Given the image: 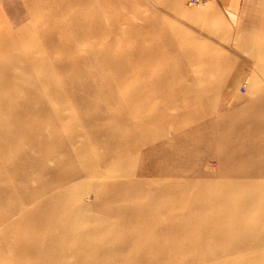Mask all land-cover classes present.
<instances>
[{"label": "bare ground", "instance_id": "6f19581e", "mask_svg": "<svg viewBox=\"0 0 264 264\" xmlns=\"http://www.w3.org/2000/svg\"><path fill=\"white\" fill-rule=\"evenodd\" d=\"M57 1L59 2L57 8L65 18L63 24L54 26L48 37L55 48H61L63 53H67L74 43L78 47L83 43L92 44L95 38H100L103 43L110 41L106 43L107 45H111L113 41V45L104 46L107 55L113 51L115 54L117 51L118 57L114 60H102L103 53L94 52L93 67L97 68L99 73L96 72L98 83L93 94L104 97L103 103H95L88 97L84 99L75 97V89L79 85L78 78L84 75L87 69L79 65H69L73 62L72 58L67 61L61 56L58 60H54L52 65L45 63L46 70L43 72L52 79L57 66L71 67V74L67 78L64 77L66 75H62V79L58 81L60 84L50 79L54 82L51 86L52 90L58 85L62 86L60 93L58 92L62 99L57 98L61 100L56 99L58 101H56L58 103L56 110L50 111L51 114L56 113L50 133L48 130L44 131L43 118L38 117L40 112H43L39 108L44 104V98H41L44 91L41 86L27 87L24 92L21 91L23 95L32 92L38 94L39 100L36 103L16 104L9 101L10 96L14 94L12 88L6 89L9 97L0 98L2 101L0 103L2 107V112L0 110V224L4 225L0 229V264H219L225 260L223 255L229 252L220 249L222 241L236 240L241 229L253 231L259 241H264V231L260 229L264 222V202L253 197L252 192L235 189L236 181L228 182L222 178L223 173L213 182L160 183L161 177L174 175L176 169L157 165L161 156H167L158 145L163 140L162 133H153L154 130L161 129L157 115L160 112H148L146 106L148 104L155 106V104L150 102L143 104L142 99L152 100L157 96L163 99L168 95L170 99H164L173 106L178 105L176 95L181 87L185 88L182 82H175L172 88L164 86L171 77L170 60L174 52L169 48L165 36L160 35L151 40L152 45L158 42V48L147 52L140 49L118 48L122 46L124 38L120 36L113 40L111 35L112 30H115L113 26L117 24L118 16L108 15V21H103L104 15L101 14L105 10V1L101 7L100 3L92 14H84L81 17L69 6H81L84 0ZM74 18L88 23L77 27L70 21ZM262 25L264 26V20ZM54 32H57L56 40L53 38ZM255 52L262 56L264 48ZM42 54L46 55L45 51ZM157 55L158 59L153 60ZM127 58L130 62L133 59L143 58L145 65L127 64ZM80 61L77 58V62ZM38 63L35 64L37 67H39ZM151 63L161 67L162 71L158 82H152L153 88L149 92L142 94L139 89L128 93L115 91V88L126 85L134 70L142 72L143 67H149ZM34 81L29 80V82ZM158 83L165 89L158 90L160 89ZM172 92L174 99L171 98ZM69 95L73 99L70 105L69 100L65 103ZM46 103L50 107L47 101ZM67 104L68 108L73 110L85 104L88 110L78 121L75 119V122L81 123L84 127L86 139L73 153L67 151V144L70 145L76 135L74 125L73 128L71 127L74 131L68 132L64 138L57 133V126L64 124L61 123L62 116L59 110ZM115 104H119L117 106L120 108L135 107L139 104L141 111L132 116L122 112L115 114L111 108ZM99 108L105 112V115L112 117L111 125L115 126L114 130L110 131L106 122L100 125L103 118L97 115ZM3 114L8 116L7 120H2ZM245 120L247 119L242 118V124L239 123L240 126L237 127V137H241L243 132L245 135L249 126L253 125L250 119H248L249 123L244 122ZM91 123L101 126L100 129L92 131ZM255 124L260 130L251 137L260 138L262 135L264 138V122H259V126L258 123ZM68 128L70 129V125ZM103 132L107 134L106 139L99 141L98 137ZM258 133L260 135L256 136ZM101 144L106 148L105 154L110 153L118 157L113 165H108L103 154L100 157L95 156L93 151ZM21 146L24 148V153L18 152L13 156L14 159L12 158V165H8L7 160L2 156L9 157L13 149H20ZM32 146H35V153L30 149ZM145 146L148 149L142 156L146 157L147 161L137 169V166H134V163L139 161L140 155L137 151L144 149ZM262 146L258 143L245 146L243 149H248L250 153L235 152L231 157L248 160L251 154H257L258 151L264 153ZM59 150H63L64 155L58 156ZM26 155L39 160L33 162L35 166L33 176L37 178V186L33 189L29 187L26 189L22 184H18L19 180L27 179L28 173H20L19 167L15 164H19L23 169L25 164L22 159ZM50 158L55 159L56 162L52 166L44 163V160ZM72 160L79 161L81 168L70 170L67 165ZM193 161L194 159H190L188 163ZM105 165L112 170L113 175L102 171L101 168ZM44 172L48 175L46 180L42 178ZM190 173L195 176L198 174L197 171ZM134 174H139V177L134 178ZM86 175L99 180L95 182L94 187L98 191L96 194L98 200H102L97 213L84 208L80 201L93 186L78 189L70 183L72 179H80ZM199 177L204 175L200 173ZM188 188L193 189L192 195L179 196L176 204L163 199L171 198L176 192ZM47 192H50V195L38 199L39 195ZM28 202H34L33 208L25 210L24 205ZM177 207L181 208L182 212H174L173 209ZM3 208L9 209L8 213L5 214L1 210ZM15 210L22 212L18 220L7 222ZM9 241H11L10 245ZM68 257H71V260H68ZM252 264H264V255H258Z\"/></svg>", "mask_w": 264, "mask_h": 264}, {"label": "rangeland", "instance_id": "374dc122", "mask_svg": "<svg viewBox=\"0 0 264 264\" xmlns=\"http://www.w3.org/2000/svg\"><path fill=\"white\" fill-rule=\"evenodd\" d=\"M103 1L106 4L104 13L101 14L104 15L103 21H108V15L117 14L118 16L117 24L113 26L115 30L111 32L113 40L120 36L124 38L122 46L118 48L140 49V51L147 52L150 49L158 48V42L152 45L151 40L164 35L169 48L174 51L170 60L171 77L167 79L168 82L164 86L172 88L175 82H182L185 86V88L181 87L176 95L178 105H171L166 100L170 99L168 95L163 99H159L162 97L158 96L153 97L152 100L142 99L143 104L148 102L155 104V106L151 104L146 106L145 109L148 112H160L157 115L160 119L159 123L161 122V129L154 130L153 133H162L163 140L158 145L166 152L167 156H161L157 165L176 169L174 175L161 177L160 183L213 182L223 173L222 178L228 182L235 183L236 181L235 189L252 192L253 197L264 202V153L258 151L257 154H251L249 159L247 158L248 160L231 157L235 152L250 153L248 149H243L245 146L254 143L264 146L262 135L260 138L251 137L260 130L254 123H258L259 126V122H264V55L259 56L255 52L264 48V35H262L264 32L262 25L264 0H242L238 10V19L231 25L225 19H219L215 14L206 18L207 16L204 14L206 6L193 7L186 3V0H108V2L107 0H84L81 6L71 5L69 7L81 17L84 14H92L100 3V7L102 6ZM57 4H59L57 0H0V88L3 87L0 90V98L9 97L6 89L12 88L14 94L10 96L9 101L16 104L36 103L39 100L38 94L32 92L23 95L21 91L24 92L27 87L41 86L44 91L41 96L42 99L44 98V104L40 108L38 107L43 111L38 117L39 119L43 118L42 128L44 131L48 130L49 133L52 128V120L56 118V113L51 114L50 111H55L57 102L62 99L58 94L62 86L58 85L54 90L51 89V86L54 85V82L60 84L62 75H66L64 76L66 78L69 77L71 67L64 66L61 69L57 66L53 82L50 80L52 78L43 72L46 70L45 63L52 65L54 60H58L61 56L67 61L72 58L73 62L69 65H79L87 69L84 75L78 78L79 85L75 89V97L83 99L88 97L95 103H103L104 97L93 94L98 83L96 72L99 73L98 69L93 67L94 52L101 51L104 57L102 60H114L118 57L117 51L115 54L113 51L107 55L108 52L104 45L110 41L103 43L100 38H95L92 44L83 43L78 47L74 43L67 53H63L61 48H55L54 43L52 40H48V37H50L54 26L63 24L65 18L57 8ZM70 21L77 27L88 23L75 18ZM53 34V38L56 40L57 32ZM111 45H113V41ZM44 51L46 55L42 54ZM255 56H257L256 59ZM77 58L81 61L77 62ZM128 58L126 59L127 64L145 65L143 58L133 59L132 62ZM36 59H38L37 62H35ZM157 59L158 55L155 59L153 58L155 61ZM37 63L39 67L35 65ZM149 65V67L144 66L142 72L134 70L125 83L126 85L115 88V91L128 93L139 89L142 94L149 92L153 88L152 82H158L162 71L161 67L153 65V63ZM31 79L35 81L29 82ZM46 87L48 88L45 90ZM68 88L69 86H67ZM158 88V90L165 89L159 83ZM171 94V98L174 99L173 92ZM71 99V95H69L66 97L65 103H68L69 100L70 105ZM117 105L119 104L111 107L115 114L122 112L132 116L141 111L139 104L129 108H120ZM0 110L2 112V107ZM86 111L88 110L85 104L74 110L68 108L67 104L59 110L62 116L61 123L64 124L57 126L58 135L64 138L68 132L74 131L73 129L76 133L71 144H67L69 152H76L85 142V129L81 123L75 122V119L78 121ZM97 115L103 118L100 125L106 122L110 131L115 129V126L111 125L112 117L110 115H105L101 109ZM2 116V120L8 119L6 114ZM69 117L71 119H68ZM242 118L247 119L244 122L250 119L253 125L249 126L245 135L243 132L241 137H237L236 130H238L237 127L240 126ZM63 125L65 126L63 127ZM68 125H70V129L73 125L74 128L72 127L73 129L70 130ZM90 126L92 131L101 127L93 123ZM258 135L260 133L256 136ZM46 136L48 137V135ZM106 136V132H103L99 135L98 140L104 141ZM23 149L22 146L20 149H13V153L9 157L4 155L2 157L11 166L13 156L21 151L24 153ZM30 149L34 153L36 152L35 146ZM105 149L101 144L96 146L93 152L98 157L103 154L108 165H113L118 157H114L110 153L105 154ZM147 149L145 146L144 149L137 151V154L140 155L139 161L134 163L137 169L139 166L141 168V165H145L147 158H144L142 154ZM57 155H64V151H57ZM190 159H194L193 163H188ZM54 160L53 158L46 159L44 163L52 166L56 163ZM38 161L32 156L26 155L22 159L25 164L23 169L19 164H15L19 167L20 173H28L27 179L16 178L19 180V185L22 184L26 189L28 187L33 189L37 186V178L33 176L35 174L33 162ZM67 167L70 170L80 169L81 165L79 161L72 160ZM101 169L108 175L114 174H111L112 170L107 165ZM190 171H194V173L197 171L198 174L195 176ZM199 172L204 177H199ZM47 177V173L44 172L43 180H46ZM133 177L137 179L139 174H134ZM150 181L153 180L150 179ZM95 182H99V180L89 175L70 181L78 189H87V187L93 186L80 200L84 208L89 209L92 213H97L100 210L99 204L102 201L98 200L96 195L98 191L94 188ZM193 192V189L190 188L182 189L173 194L171 198L164 197L163 199L176 204L179 196H191ZM48 195L50 192L43 193L38 196V199L46 198ZM33 205L34 202H28L24 205V209H32ZM1 210L5 214L9 211L6 208ZM173 210L182 212L179 207ZM21 213L20 210L13 211L7 222L18 220ZM3 226L0 224V229ZM260 229L264 231V222ZM239 233L238 238L234 241L230 239L222 241L220 249L223 248L229 252L223 255L225 260L219 264H252L258 255H264V241H259L253 231L243 228ZM10 243L11 241L8 244L10 245ZM8 244L7 246H9ZM68 260H71V257H68Z\"/></svg>", "mask_w": 264, "mask_h": 264}, {"label": "crops", "instance_id": "0c3cea01", "mask_svg": "<svg viewBox=\"0 0 264 264\" xmlns=\"http://www.w3.org/2000/svg\"><path fill=\"white\" fill-rule=\"evenodd\" d=\"M193 7L206 6V18L217 15L219 19H225L230 25L237 21L238 10L242 0H186ZM193 1V2H191ZM198 4V5H197ZM189 9V8H188Z\"/></svg>", "mask_w": 264, "mask_h": 264}]
</instances>
